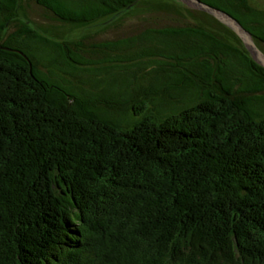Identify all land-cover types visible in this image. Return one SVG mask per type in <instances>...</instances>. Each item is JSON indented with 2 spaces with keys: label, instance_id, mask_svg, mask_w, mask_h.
<instances>
[{
  "label": "trees",
  "instance_id": "trees-1",
  "mask_svg": "<svg viewBox=\"0 0 264 264\" xmlns=\"http://www.w3.org/2000/svg\"><path fill=\"white\" fill-rule=\"evenodd\" d=\"M33 1L60 25L0 0V264H264V69L234 32L178 0ZM202 1L264 52V8Z\"/></svg>",
  "mask_w": 264,
  "mask_h": 264
},
{
  "label": "rangeland",
  "instance_id": "rangeland-1",
  "mask_svg": "<svg viewBox=\"0 0 264 264\" xmlns=\"http://www.w3.org/2000/svg\"><path fill=\"white\" fill-rule=\"evenodd\" d=\"M251 4L256 5L258 7L264 8V0H249ZM24 11L27 18L33 20L35 23L48 27L50 25H57L59 26L56 21L51 19L50 13L45 12L42 10L38 5L34 3L33 0H24ZM159 19V18H158ZM154 24L156 25H174V21L170 19H161L155 20ZM68 28V26H61L60 28ZM69 29V28H68ZM139 29V24L135 22L133 19H124L120 21L117 26L113 27H106L104 29H97L96 27L86 28L84 29H69L67 32V37L69 39H75L82 35V33H88V39L85 40V43L90 42H99L105 40H112L115 38L124 37L131 33L136 32ZM66 37V38H67Z\"/></svg>",
  "mask_w": 264,
  "mask_h": 264
},
{
  "label": "water",
  "instance_id": "water-1",
  "mask_svg": "<svg viewBox=\"0 0 264 264\" xmlns=\"http://www.w3.org/2000/svg\"><path fill=\"white\" fill-rule=\"evenodd\" d=\"M183 5L203 11L218 22L229 28L240 39L246 51L259 66L264 69V52L257 46L250 31L241 25V23L224 9L212 6L202 0H178Z\"/></svg>",
  "mask_w": 264,
  "mask_h": 264
}]
</instances>
